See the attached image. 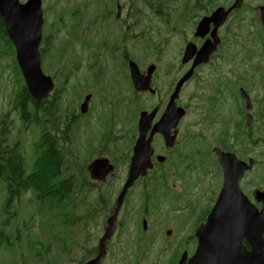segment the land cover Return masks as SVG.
<instances>
[{
  "label": "rangeland",
  "instance_id": "1",
  "mask_svg": "<svg viewBox=\"0 0 264 264\" xmlns=\"http://www.w3.org/2000/svg\"><path fill=\"white\" fill-rule=\"evenodd\" d=\"M116 1H120L126 7L125 19L121 17L119 21L127 27L128 33L148 34L155 48L154 53L146 54L139 61H135L139 66L156 61L160 67L154 76L157 96L136 95L139 101L136 106L132 104L134 101L131 99L134 90L130 74L123 68V64L118 69L111 68L98 75L93 74L92 64L98 61L102 42L109 32L116 31L115 25L107 17L93 15L92 6L95 0L43 1L46 41L43 40L41 48L45 49V57H48L44 72L53 76L58 92L63 94L59 103L53 101L45 104L46 111H54L51 116L41 114V119L37 120L34 117L30 121L23 120L18 97L23 85L22 75L16 67L13 53L5 51L9 47L8 43L6 41L2 43L0 40V122L2 119L6 120L2 128L8 129L11 142H20L31 168L38 157L37 148L42 126L45 125L51 131H55L61 138V144L65 146V175H73L72 192L62 204H59V208L54 199L45 198L39 201L33 191L26 192L8 207L5 182L0 181V226H5L9 236L8 244L0 246V264H77V262L79 264L88 259V251L96 248L115 198L125 180L128 163L123 164V160L126 158L125 161H128L131 154L135 139L132 138V132L136 131L139 110L151 109L158 104L164 106L175 80L188 69V66L181 63L178 65L177 58L181 60V55L176 56L173 49L182 43V38L188 37L193 19L182 24L184 32L172 31L159 19L150 20L156 0H115L110 11L113 17ZM227 2L229 1L221 0L215 6ZM246 3L244 10L221 30L224 43L218 56L209 66L201 68L184 88L180 102L184 103L189 111L180 130L183 135L192 136L190 142L193 143L194 151L197 148L211 150L214 146H220L219 137L223 132L228 134L227 138L230 141L228 146L234 147L231 150L245 155L246 146H251L254 154L259 156L260 162L244 181V189L249 196L254 188L264 187V158L260 149V140L264 138V119L254 116L253 125L248 128L244 116L239 113V105L235 103L236 100L240 101L235 93L238 91V84H242L249 89L257 107L264 106V27L257 22L252 9L254 4L264 5V0H246ZM77 4L86 12L85 36L97 37L94 46L79 41L77 47L84 60L77 56L72 44L67 47L63 44L68 42L67 13ZM205 6L211 7L207 0ZM60 13L62 17L59 16ZM102 13L106 15L108 11L104 9ZM136 16L140 17L138 21H135ZM235 19H238L237 25H234ZM240 25L245 29L237 36ZM72 27L73 34H76L77 30L74 25ZM96 29H101V32ZM137 36L123 39L129 58L140 54V37ZM117 53L116 49L102 53L107 65H112ZM94 68L97 69L98 64ZM212 89H218V93ZM88 92L95 94L96 99L90 103L89 113L81 116L79 102ZM102 96L108 98L104 103ZM55 104L56 109L53 108ZM238 121H242L239 131L236 130ZM195 129L200 130L201 137L192 135L191 131ZM48 135L55 138L54 134ZM154 146L163 149L162 140L158 139ZM125 152L128 154L125 155ZM97 154L109 156L112 161L116 160L118 163L117 175L107 179L103 184L93 183L89 178L86 181L82 171L83 165ZM170 165L168 162L161 168L166 170L171 167ZM185 173H182L183 178ZM172 175H169L168 179L157 180H169L171 197L168 200H158L152 207L153 225L150 226L149 235L156 229H161L159 241L164 244L162 249L159 243L153 245V248L147 244L149 257L145 262L138 260L137 263V259H132L130 255L138 248L136 245H130L126 249L131 252L125 257L122 254L124 250L122 246L127 238L129 226L134 227L136 232H139L140 228L137 224L124 223L103 264L172 263L173 253L181 249L179 244L176 245L178 238L192 234L196 227L195 223L205 214L203 206L198 209L196 205L191 206L189 200L195 198L196 203H200L201 195L206 193L203 191L205 185L193 183L191 189L194 191L187 190L189 193L187 196L182 181ZM216 180L215 175H209L202 180L208 187L210 186L208 189L210 200L215 197L218 190ZM145 181L142 192H139L142 182L131 192L128 208L136 214H141L149 201L147 194L154 180L150 178ZM71 213L75 214V220L71 218ZM88 226L90 231L85 237ZM167 229H173L178 235L166 236ZM168 241L173 243L167 244ZM84 248H87L86 252ZM186 250L191 251L192 248Z\"/></svg>",
  "mask_w": 264,
  "mask_h": 264
},
{
  "label": "water",
  "instance_id": "2",
  "mask_svg": "<svg viewBox=\"0 0 264 264\" xmlns=\"http://www.w3.org/2000/svg\"><path fill=\"white\" fill-rule=\"evenodd\" d=\"M242 2L243 0H235L229 8L220 6L209 17V21L201 22L197 35H203L200 31L210 22H213L215 28L212 33L213 40H207L198 52L197 64L208 62L213 52L217 50L221 41L216 35L217 27L219 29L230 12L240 7ZM257 10L264 23V7H258ZM0 16L5 23L9 38L16 47L17 61L27 89L36 101H41L48 97L55 87L52 78L45 75L41 67L40 43L44 23L42 0H28L25 3H21L20 0H0ZM130 70L137 91L155 93V90L151 88L154 66H151L147 73L141 74L138 66L134 62H130ZM191 74V72L186 74L178 82L164 114L153 127L152 122L158 108H155L151 113L146 110L141 112L140 133L133 148L127 179L118 195L112 215L107 221L105 233L99 241L97 256L84 264H100L101 259L106 255L108 240L116 229L118 214L128 190L140 177H146L149 170L154 167L152 159L154 134L162 133L167 147L173 146L175 135H172V129L177 127L178 122L185 114V110L176 105V98L179 96L182 85ZM243 95L247 98V108H251L248 96L244 92ZM90 98L91 95H88L81 106L83 113L88 111ZM247 121L248 125H251L252 117L250 115H247ZM215 151L220 156L225 172L223 188L218 202L208 215L206 222L196 229L198 247L195 254L187 260L185 253L178 264H264V190L254 191L256 200L263 204V208L258 210L240 188L241 178L252 167L254 161L247 165L238 161L234 154L225 153L217 148ZM157 160L164 162L166 157L158 155ZM88 170L91 178L104 181L109 174L113 175L114 165L108 158L99 157L89 164ZM246 239L252 246L251 252L245 248L244 241Z\"/></svg>",
  "mask_w": 264,
  "mask_h": 264
},
{
  "label": "flooded vegetation",
  "instance_id": "3",
  "mask_svg": "<svg viewBox=\"0 0 264 264\" xmlns=\"http://www.w3.org/2000/svg\"><path fill=\"white\" fill-rule=\"evenodd\" d=\"M205 1L206 0H156L155 6H154V8L150 14V20L151 21L159 19L160 22L165 24V26L168 27L170 30H172V31L178 30L180 32L185 31V29L182 27V24L193 19V24L189 29L188 37L185 38V39H187L186 42H185V39L182 38V43L179 44L175 48V50L173 49V51L176 53V56L181 55V60L177 58L178 65L180 66V63H181V65H183V66H188V69L186 71H184V73H187L190 71H193V72L199 71L201 68L209 66V64H206V65L197 64L196 63V56H197L199 50L201 49V47L204 45L205 41L207 39L212 38L214 25L213 24L210 25V29H209L207 35H205V37H201V36L197 35V27H198L200 21L204 17L210 16L214 12V10H216L218 8V6H215L216 3H218V0H207L209 2V4L211 5V7H206ZM119 5L121 7L120 14H118V11H117ZM115 6H116V11H115L114 17L111 16V19L116 20V23L115 24L113 23V24L115 25L116 30L117 29H121L122 31L127 30V27L123 26L122 25L123 23L119 21L121 19V17H124L126 7L120 1H116ZM194 15H196V16H194ZM124 19H125V17H124ZM139 19H140V17L136 16L135 21H138ZM137 35L138 34H129L128 30H127L126 33L122 34V37L119 39V42L116 45L117 52L121 53V62L123 64V68H125V69H127L130 59H129V53H128V50L126 47V43L123 42V39H125V37H128V36L134 38V36H137ZM217 35H218V29H217ZM137 37H140V42L144 39L150 38V36L148 34H143V35L139 34ZM188 47L191 50L192 57L187 62H184L183 57H184L186 49ZM154 52H155V48L153 46L149 51L146 52V54H151ZM217 56H218V51H217V53H214L212 55L211 61H213ZM97 64H98V61L96 64H92L93 68L96 67ZM151 64H155L157 67V71L159 70V64L156 61L150 62L146 65H142L139 67H140V69H144L143 71H145V70H147V68ZM174 86H175V82H174L173 86L171 87V90L174 89ZM182 92H183V90L181 91V93ZM247 92L250 94V92L248 90H247ZM88 93H91V92H88ZM91 94L93 96H95V94H93V93H91ZM86 95L82 96V98L79 102V109H80V105L83 103ZM250 96H251V100L253 103V107L251 110V113L253 115L252 117L254 118V116L257 115L258 117H261V118L263 117L262 119H264V106L257 107V105H256L255 101L253 100L251 94H250ZM93 98H92L91 102H93V100H94ZM240 98L242 101L243 97L241 96ZM243 102H244V99H243L242 103ZM179 104H182L183 106H185L187 109V113H188L189 108L184 103L179 102ZM155 108L159 109L158 113H157V118H156V119H158L160 117L162 111L164 110V106L162 104L155 105L150 109V111L154 110ZM243 109H244V107H243ZM242 115L243 116L246 115V111H243ZM84 116H86V115H84ZM258 117H255V118L257 119ZM244 118H246V117H244ZM241 127H242V124H241ZM180 128H182V125L180 126ZM196 132H198V133L196 134ZM191 133H192V135H194L196 137H201L200 130H198V129L192 130ZM250 133L251 132H249V134ZM191 137L192 136L183 135L181 133V130L179 129V134L177 136L175 145L172 148L167 149L163 143H162L163 149L157 148L156 155L159 153L164 154V155H166L168 160H170V164L172 167V169H169L170 176L172 175V173L174 175L177 174L178 177L182 176V172L177 169L178 162L181 159L187 160L186 163H184V165H185L188 163V160L194 159L198 156H204V155L216 156L214 153V148L215 147L218 148V146H214L211 150H209L208 148H202V149L197 148L194 151L193 143L190 142ZM49 138H51L52 141H53V139L56 140V137L52 138L51 136H49L47 134L46 138L43 141V143H45V145H48V143H50V141L48 142ZM158 139H161L163 142L162 136L160 134H157L154 138L155 141H157ZM260 142H261L260 149L262 151L261 155L263 154V156H264V138H262L260 140ZM232 147L233 146H227V147L225 146L223 149H221V148L220 149L227 152V151L231 150ZM246 149H247V153L245 155H243L241 152L239 153L238 151H234V152L238 156V158L243 160V161H246L249 163L251 160H254L255 161L254 166H256L260 162L259 156H257V154H254V150L252 149L251 146L247 145ZM154 160H155V158H154ZM158 166H159V164H156V167H158ZM176 170H178L177 173L175 172ZM244 181L242 182L243 188H245ZM221 183H222L221 176L218 174V183H217L218 184V187H217L218 190H220ZM260 189H264V187L260 188ZM218 190H217V192H218ZM217 199H218V193H216V198L214 201H213V199L210 200L205 211L211 210ZM258 206L261 207L259 204H258ZM123 212L124 211H122V213L120 212V214H119L117 229L114 231L111 239L109 240L108 253H107V256L103 259V261L108 257L109 252L112 248V245L117 240V237L120 233L119 230L121 229V227L124 225V223H129V224H137V227H140V229H141V235H140V231L136 232L134 230V227L129 226V231L126 232L127 238L125 239V243L122 246L124 249L122 254L125 257H128V254H130L131 251L127 250L126 248H128L130 245H136L138 250L136 252H134L132 255H130V257L132 259L135 258V260L137 259L136 260L137 263H138V260L145 262L146 258H148L150 255L149 251L147 250V246L150 243H152L154 246L159 243L160 249H162V247L164 246V244L160 243V241H159V233H160L161 229H156L155 231H153L152 235H149V232H150L149 228H150V226L153 225L151 214L149 215L148 213H146L145 215H141V216L134 214L131 216L123 217ZM144 223L146 224L147 229H144V225H145ZM105 227H106V224H105ZM104 230H105V228H104ZM89 231H90V226L87 227L85 237ZM168 232L171 233V235H173V236L178 235V233L174 232L173 229H171V230L167 229L165 231L166 236H168L167 235ZM104 233L105 232L103 231V234ZM103 234H101V236L99 237V239L97 241L96 248L93 251L92 250L88 251V259L84 260L83 262L88 261L97 255L99 240L101 239ZM169 242H171V241H168L167 244H170ZM76 243H77V241H76ZM172 243L173 242H171V244ZM178 244L181 247V249L178 248L179 251L177 253L176 252L173 253V255H172V262L174 264L178 263L182 253L186 252L188 257H190L194 253L196 246H197V239H196V237H194V235L192 236L191 234L188 236L183 235L180 238H178L176 245L178 246ZM246 245L248 246V248H250L248 243H246ZM151 248H153V247H151ZM186 248H188V249L192 248V250L189 251V250H186ZM83 250L86 252L87 248H84ZM170 259H171V256H170ZM82 263H79V264H82ZM77 264H78V262H77ZM145 264H149V263L147 262Z\"/></svg>",
  "mask_w": 264,
  "mask_h": 264
},
{
  "label": "trees",
  "instance_id": "4",
  "mask_svg": "<svg viewBox=\"0 0 264 264\" xmlns=\"http://www.w3.org/2000/svg\"><path fill=\"white\" fill-rule=\"evenodd\" d=\"M0 36H2L9 44H11L10 40L5 34V26L1 17ZM16 67L18 68L17 65ZM18 97L19 101L24 103L26 107V100H32L24 85L21 89V92L18 94ZM59 102L60 101H58V103ZM38 105L39 104H37V106ZM56 107L57 104L53 106L54 109H56ZM38 110L42 111L45 115L48 113L49 116L53 115L54 113V111H45L44 104H40ZM26 112H29L28 109ZM237 128H241L240 121L237 124ZM63 131L65 130L63 129ZM49 141L50 143H48L45 150L42 151V156L38 159L37 168L34 169L36 171L31 173H27L25 161L20 152V148L9 144L5 140L0 142V181H4L6 185L8 192V206H10V203L15 198H18L20 195H22V193L30 189L33 190L35 196L40 201L44 200L45 198H51L54 199L56 203L62 202V200L72 192L73 175H65V146L63 144H61L62 146H57L56 140L53 139L52 141L51 138H49L48 142ZM225 144H229V141L227 140ZM86 163L83 165L82 171L83 175L86 176L85 180L87 181L89 176L86 174ZM150 178H153L154 180V182H152V186L156 185L157 180L154 179L155 174L152 173ZM8 241L9 236L5 232V228L0 226V246L7 243ZM41 259L43 260L44 258Z\"/></svg>",
  "mask_w": 264,
  "mask_h": 264
}]
</instances>
